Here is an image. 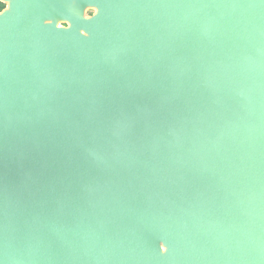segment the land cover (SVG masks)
I'll return each mask as SVG.
<instances>
[{
	"label": "water",
	"instance_id": "obj_1",
	"mask_svg": "<svg viewBox=\"0 0 264 264\" xmlns=\"http://www.w3.org/2000/svg\"><path fill=\"white\" fill-rule=\"evenodd\" d=\"M3 3L0 264H264V0Z\"/></svg>",
	"mask_w": 264,
	"mask_h": 264
},
{
	"label": "clouds",
	"instance_id": "obj_2",
	"mask_svg": "<svg viewBox=\"0 0 264 264\" xmlns=\"http://www.w3.org/2000/svg\"><path fill=\"white\" fill-rule=\"evenodd\" d=\"M3 4V0H0V5H2ZM4 9H3V7H0V11H3ZM166 250L167 249H165L164 247H160V249H159V251H160V253L161 254H163V253H165L166 252Z\"/></svg>",
	"mask_w": 264,
	"mask_h": 264
},
{
	"label": "flooded vegetation",
	"instance_id": "obj_3",
	"mask_svg": "<svg viewBox=\"0 0 264 264\" xmlns=\"http://www.w3.org/2000/svg\"><path fill=\"white\" fill-rule=\"evenodd\" d=\"M8 6V3H4V8H6ZM59 26H67L68 24L66 22H59L58 23Z\"/></svg>",
	"mask_w": 264,
	"mask_h": 264
},
{
	"label": "rangeland",
	"instance_id": "obj_4",
	"mask_svg": "<svg viewBox=\"0 0 264 264\" xmlns=\"http://www.w3.org/2000/svg\"><path fill=\"white\" fill-rule=\"evenodd\" d=\"M94 13V9L92 8V9H87L86 10V15H88V16H90V15H92Z\"/></svg>",
	"mask_w": 264,
	"mask_h": 264
},
{
	"label": "trees",
	"instance_id": "obj_5",
	"mask_svg": "<svg viewBox=\"0 0 264 264\" xmlns=\"http://www.w3.org/2000/svg\"><path fill=\"white\" fill-rule=\"evenodd\" d=\"M0 7H3V9H4V3L2 5H0Z\"/></svg>",
	"mask_w": 264,
	"mask_h": 264
}]
</instances>
